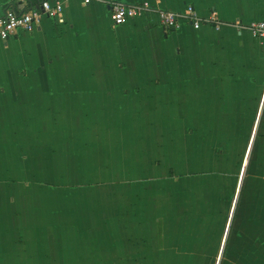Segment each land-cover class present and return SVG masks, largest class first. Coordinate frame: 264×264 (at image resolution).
Instances as JSON below:
<instances>
[{
	"label": "crops",
	"instance_id": "crops-1",
	"mask_svg": "<svg viewBox=\"0 0 264 264\" xmlns=\"http://www.w3.org/2000/svg\"><path fill=\"white\" fill-rule=\"evenodd\" d=\"M51 1L0 41V264H264V0Z\"/></svg>",
	"mask_w": 264,
	"mask_h": 264
},
{
	"label": "built area",
	"instance_id": "built-area-1",
	"mask_svg": "<svg viewBox=\"0 0 264 264\" xmlns=\"http://www.w3.org/2000/svg\"><path fill=\"white\" fill-rule=\"evenodd\" d=\"M13 0V4L0 15V41H8L20 32L31 33L36 30L43 19L62 21L64 4L51 0ZM89 3L90 0H86ZM111 10V20L114 26H120L127 21L141 18L151 8L147 4H128L119 1L107 2ZM161 27L166 33L179 28L182 20L198 29L204 25L219 29L223 23L216 17L201 18L192 6L183 13L159 11ZM254 38H264V21L253 22L247 26Z\"/></svg>",
	"mask_w": 264,
	"mask_h": 264
},
{
	"label": "rangeland",
	"instance_id": "rangeland-1",
	"mask_svg": "<svg viewBox=\"0 0 264 264\" xmlns=\"http://www.w3.org/2000/svg\"><path fill=\"white\" fill-rule=\"evenodd\" d=\"M167 127H169L170 125H171V121L170 120H168L167 121ZM172 126H173V124H172ZM249 150H250V146H249V148H248V151L247 152H249ZM246 156H248V155H246ZM246 160H247V158H245ZM246 160H245V162H244V164H243V167H242V170H241V174H240V179L242 178V176L244 175V171H245V165H246ZM236 225V224H235ZM221 264H223V259L221 260Z\"/></svg>",
	"mask_w": 264,
	"mask_h": 264
}]
</instances>
